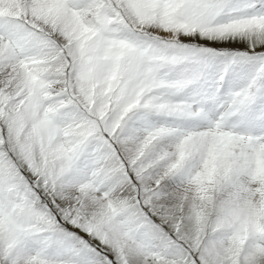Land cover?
Segmentation results:
<instances>
[{"label":"snow or ice","instance_id":"6c2138e0","mask_svg":"<svg viewBox=\"0 0 264 264\" xmlns=\"http://www.w3.org/2000/svg\"><path fill=\"white\" fill-rule=\"evenodd\" d=\"M0 264H264V0H0Z\"/></svg>","mask_w":264,"mask_h":264}]
</instances>
